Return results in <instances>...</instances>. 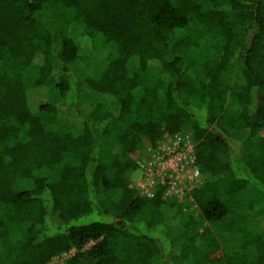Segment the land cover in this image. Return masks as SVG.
<instances>
[{
  "label": "trees",
  "instance_id": "1",
  "mask_svg": "<svg viewBox=\"0 0 264 264\" xmlns=\"http://www.w3.org/2000/svg\"><path fill=\"white\" fill-rule=\"evenodd\" d=\"M181 134L193 203L137 194L142 150ZM72 250L264 264V0H0V264Z\"/></svg>",
  "mask_w": 264,
  "mask_h": 264
},
{
  "label": "built area",
  "instance_id": "2",
  "mask_svg": "<svg viewBox=\"0 0 264 264\" xmlns=\"http://www.w3.org/2000/svg\"><path fill=\"white\" fill-rule=\"evenodd\" d=\"M135 173L137 177H131L130 187L137 194L152 198L157 187H162L163 194L180 205L192 204L191 192L201 184L195 145L189 134L169 138L161 142L155 150L147 148L137 162ZM74 253L72 250L69 254L55 257L48 264H63Z\"/></svg>",
  "mask_w": 264,
  "mask_h": 264
},
{
  "label": "rangeland",
  "instance_id": "3",
  "mask_svg": "<svg viewBox=\"0 0 264 264\" xmlns=\"http://www.w3.org/2000/svg\"><path fill=\"white\" fill-rule=\"evenodd\" d=\"M237 69H238V64L235 63L234 65L229 66V67L227 68V70H226V75H225V76H226V78L229 80L228 83H230V85H232V83H233V77H234V75L236 74ZM30 74L33 76V75H34V72L31 71ZM29 78H31V76H29ZM146 78H147V77H146ZM146 148H147V147H145V148L142 150V155L145 154V152H146ZM131 177H132V178L137 177V173L134 172L133 175H132ZM192 209H193V211L195 212V214L198 215V211H197V209L195 208V206H192ZM261 209H262V207H261ZM202 228L205 229L209 234H212V236H214V237H216V238H219V235H218L219 229H218L217 226L212 227V226H209V225L206 224V223H203ZM53 264H57V263L55 262V263H53Z\"/></svg>",
  "mask_w": 264,
  "mask_h": 264
}]
</instances>
